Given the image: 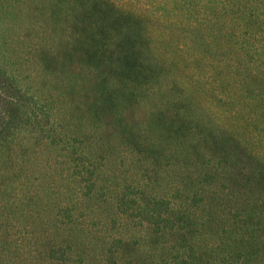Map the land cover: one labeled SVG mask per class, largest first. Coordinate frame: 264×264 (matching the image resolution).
I'll return each instance as SVG.
<instances>
[{
    "label": "rangeland",
    "instance_id": "1",
    "mask_svg": "<svg viewBox=\"0 0 264 264\" xmlns=\"http://www.w3.org/2000/svg\"><path fill=\"white\" fill-rule=\"evenodd\" d=\"M11 1L0 6V264H264V173L232 183L205 151L203 137L242 129L209 93L215 57L197 69L175 41L226 54L229 74L252 67L216 35L232 42L247 27L246 0H100L106 19L142 27L109 30L137 32L143 57L108 81L107 67L76 53L72 17H49V0ZM167 17L180 32L156 24ZM253 130L249 121L245 146L264 164V132ZM188 133L203 153L179 142ZM232 142L225 153L248 150Z\"/></svg>",
    "mask_w": 264,
    "mask_h": 264
},
{
    "label": "trees",
    "instance_id": "2",
    "mask_svg": "<svg viewBox=\"0 0 264 264\" xmlns=\"http://www.w3.org/2000/svg\"><path fill=\"white\" fill-rule=\"evenodd\" d=\"M0 1V6L3 7L4 11L8 12L11 9L10 5L12 1ZM14 1L19 2L21 0ZM30 1L33 0H29V2ZM49 1L50 4L47 7V15L49 17L62 20L66 17L68 19L69 16L72 17L73 20L70 24L71 29L69 30L76 53L80 55L89 66L103 65V67L108 68L107 73L104 74L105 81H108V79L110 80L109 74L118 75L121 71L125 73V71H135L136 69L138 71L140 69L139 63H141V57H143L140 55V44L142 43L141 36H138L139 34L137 32H130L131 34L128 35L122 33V37L124 38L115 40L114 36L116 35L109 30H142L141 26H137L134 29H124L123 24H117V18L106 19L104 14L105 11L102 10L103 8L100 6V0ZM246 4L248 6L246 5L245 9H241L238 13L241 14V18H243L242 16L245 14L249 17V24L247 27L243 29L239 28L236 32H233L234 37L230 40L232 42H229L227 39L228 35L220 33L216 35L219 40L221 39V43H223L227 54L231 52V57L238 63L244 58L251 62L254 61L252 67H242L244 71L232 70L233 72L229 74V68L221 64L226 54H218L215 51L212 52V50L208 52L201 51L191 38L189 40H181L180 34L176 36L175 40L176 42L181 41L188 48L192 49L185 61L187 62L190 59V62L197 69H201L199 68V62L202 61V58L204 59V68L206 64L209 65L210 59L215 57L213 61L216 62L215 65L218 66V68L214 74L210 75L208 80L209 86H211L209 87V93L213 91L215 96L223 100L224 103L229 106L231 110L230 113L233 114V118H236V125L242 129V132L232 130V126H230V128L228 126L225 129V136L222 137V142L219 139L206 141L204 137L203 141L206 143V152L210 153L213 158L218 160L223 159L225 162L222 169L227 170L222 172V174L229 175L231 179H233L230 182L239 184L242 181H246V177L251 173H264V164L258 163V165H256L254 162L256 161L254 158H258L256 156H261V152L259 150L256 152V150L247 148L244 140L248 135H250V138L252 136V132L247 131V124L249 121L253 123L255 130L257 129L258 132H264V0H246ZM29 7L35 9L37 5L33 3ZM157 23L158 25L167 27L169 30L174 29L180 32L182 29L181 22L178 21L177 17L161 18L160 21L159 18H157L156 24ZM163 23H166V25H163ZM120 26L123 27L121 28ZM120 33L118 35H121ZM232 36L233 34H231L230 37ZM173 52L175 53L176 51L173 50ZM45 55L47 54L43 50H40L41 60L47 59ZM210 56H212V58H210ZM87 61H89V63ZM192 70L197 71L194 68H192ZM1 77L3 78L0 72V79H2ZM129 81L133 82L131 79ZM124 83L125 81L122 79L120 85ZM10 91L11 87L8 88V91L4 90V101L8 104L7 107L11 106L12 111H18V103L15 100V96L10 94ZM6 96L10 98L6 100ZM175 118L177 121H187L189 115L183 111H178ZM227 129H229V131ZM191 130L189 133L194 141L195 138H193L192 132L194 133L195 130ZM189 133L188 135L182 134L179 138V142L183 143L184 141V143L190 146V148L192 147L194 151L197 149V153H203L200 143L198 144L197 141L195 143L192 142ZM230 140L231 142L234 141L232 144H240L242 142L241 145L248 150L243 148H241V150L236 149L233 155H230L229 152L225 153L222 150L223 144L227 145L226 142H230Z\"/></svg>",
    "mask_w": 264,
    "mask_h": 264
}]
</instances>
